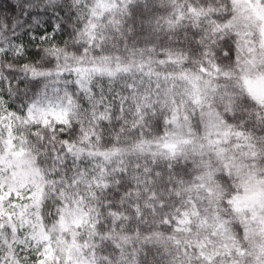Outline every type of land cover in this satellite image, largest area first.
<instances>
[{"label":"snow or ice","instance_id":"obj_1","mask_svg":"<svg viewBox=\"0 0 264 264\" xmlns=\"http://www.w3.org/2000/svg\"><path fill=\"white\" fill-rule=\"evenodd\" d=\"M0 264H264V0H0Z\"/></svg>","mask_w":264,"mask_h":264}]
</instances>
